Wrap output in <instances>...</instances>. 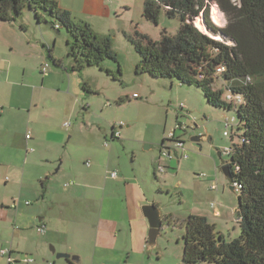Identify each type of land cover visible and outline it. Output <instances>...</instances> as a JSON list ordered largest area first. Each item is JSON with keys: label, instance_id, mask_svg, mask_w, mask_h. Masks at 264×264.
<instances>
[{"label": "rangeland", "instance_id": "374dc122", "mask_svg": "<svg viewBox=\"0 0 264 264\" xmlns=\"http://www.w3.org/2000/svg\"><path fill=\"white\" fill-rule=\"evenodd\" d=\"M144 2L145 0H131V14H128L135 20L133 29L136 28L154 41L161 38L163 31L171 36L178 33L181 25L178 18L170 19L163 13L158 25L143 19ZM27 13L28 11L16 24L19 31L20 23L27 21ZM210 15L215 26L220 28L226 25V15L217 3L211 4ZM125 16L127 15L124 14ZM215 16L220 23L215 22ZM28 24L29 31H22L24 35L20 32L15 35L7 30L0 31V106L4 107V113L0 116V161L5 159L9 164H19L21 179L24 175L23 181L19 180L18 173L17 181L10 180L11 185L15 184V190H11L8 196L18 198L23 193V201L29 200L36 205L32 194L37 196L40 193V180L45 182V174L57 170L61 163L59 160L51 169L52 166L42 159V154L48 153L51 156L59 148V153L66 158L65 167L72 165L74 168L86 169V162L93 161L88 156L89 153L96 151L98 163H93L92 166L104 164L106 167L112 162L111 166L117 167L115 163L120 160L126 169L130 170L131 166L136 170L141 168L142 178L146 177L143 172L151 166V170L148 168L145 190L149 200L163 214L161 235L155 249L135 251L130 255L129 264H183L185 229L181 222L190 215L206 217L226 242L239 238L241 228L237 210L240 191L224 171V167L231 161L229 149L241 141L242 133L237 126L227 127L225 123L226 119H236V111L209 106L204 94L196 88H180L174 80L156 79L147 74L138 75L135 65L140 61V56L122 33L116 37V33L112 31L109 35L112 48L118 55L122 75H118L119 64L110 60L102 63V67L113 71L119 79L98 67L74 73L76 83H86L92 90L89 93L84 91L83 86L79 87L78 113L74 119L67 118L65 122L70 126L65 128L58 115L51 119L31 109L32 94L39 87L34 79L42 77L32 75L30 68L37 63V57L41 53L48 55V63L54 67L49 57V48H52L54 39L55 56H65L67 61L66 32L61 30L59 33L46 24L38 25L34 19ZM123 24L124 21L120 26H124ZM197 24L201 26V20ZM44 31L47 37H43ZM9 64L14 67L10 74L6 72ZM21 66L27 68L25 76L22 75ZM21 83L25 85L21 86ZM220 86L221 81H218L217 87ZM134 94L139 98H134ZM122 99L123 103L119 104ZM47 103L56 108L55 101L48 95ZM109 103H112L113 109L105 107ZM87 104L93 105L89 109ZM181 106L184 108L181 109ZM83 119L89 121L90 128L81 126ZM102 123L104 126L100 125ZM121 123L123 126L119 127ZM76 124L81 133L71 139L68 131ZM178 124H182L185 130L178 129ZM113 127L115 132L122 134V142L114 144L118 145L115 150L110 147V137L107 138L109 146L106 147L104 143V129L109 134ZM27 133L33 137L30 145L34 148L33 151L27 148ZM96 136L100 137L102 148L96 146L88 150ZM165 139L183 143V147L176 151V143L167 142L172 148L171 159L165 155L166 149L161 146ZM111 153L114 156L110 160ZM61 175L54 176V180L60 182ZM7 176L11 179V175L7 174L4 180ZM0 188L5 189L4 181L0 180ZM118 197L120 200L117 199V202H123L124 197ZM50 246L56 249L54 244ZM60 261H64L63 258Z\"/></svg>", "mask_w": 264, "mask_h": 264}, {"label": "trees", "instance_id": "16d2710c", "mask_svg": "<svg viewBox=\"0 0 264 264\" xmlns=\"http://www.w3.org/2000/svg\"><path fill=\"white\" fill-rule=\"evenodd\" d=\"M212 3L226 15L224 27L212 23ZM26 11L38 25H49L59 33L65 30L71 72L98 67L120 78L122 69L110 35L100 36L89 24L76 22L55 0H0V23L15 25ZM163 13L180 20L176 35L163 31L154 41L136 29L123 32L140 56L135 72L196 88L209 106L235 110L231 127L237 126L242 133L240 143L229 149L231 161L226 165L231 170L228 177L240 191L241 235L226 242L206 217L190 215L181 222L185 229L183 264H264V0L145 1V20L158 25ZM25 29L22 25L21 30ZM51 53L49 49V57L60 66L61 61ZM108 60L119 64L118 75L102 67ZM83 89L90 92L86 84ZM227 94L242 102L228 100Z\"/></svg>", "mask_w": 264, "mask_h": 264}, {"label": "crops", "instance_id": "0c3cea01", "mask_svg": "<svg viewBox=\"0 0 264 264\" xmlns=\"http://www.w3.org/2000/svg\"><path fill=\"white\" fill-rule=\"evenodd\" d=\"M55 1L58 2L61 9L70 13L76 22L89 24L101 36H109L114 31L116 37L122 33L125 38L123 32L136 29H133L135 20L129 15L131 14L129 12L131 0ZM124 14L127 16L124 17ZM27 21L20 23V27L25 26V30L19 31V26L16 24L0 23V31L7 30L15 35L20 32L24 35L25 33L22 31L27 33L30 28L28 24L32 21L30 15L27 16ZM122 21H124V26H120ZM11 29L13 30L10 31ZM20 33H18L19 36H21ZM42 35L47 37L45 31ZM55 41L54 39L52 48L49 49H52V57L56 61H61V64L56 66L51 59L54 67L50 66V72L45 75L42 73V66L45 62H49L48 55L44 53L38 55L37 63L30 68V72L32 75L42 78L37 80L35 77L34 79L39 87L32 94L30 106H32V110L40 112L42 116L45 114L51 119L58 115L64 122V127L69 128L65 125V121L67 118L74 119L78 113L80 105L78 91L79 87L83 85L74 81V72L68 69L70 61H65V56H55L53 49ZM8 67L6 72L10 74L14 67L12 64H9ZM21 67L22 75L25 76L27 68ZM23 83L21 86L25 85ZM87 87L91 93V86L87 85ZM47 95L55 101V109L54 106H49L47 103ZM92 105L87 104V107L90 109ZM105 107L113 109L112 103ZM2 109L0 116L4 113V107ZM100 125L104 126V123ZM81 126L90 128L89 121L86 122L83 119ZM91 128L93 129L94 126ZM104 131L106 138L104 143L110 137V147L115 150L118 145L114 146V144L122 140L121 132L120 137L115 138V127L109 134L105 129ZM68 132L72 139L81 133V130L76 124ZM27 135L30 134H26L27 148L33 151L34 148L30 147L33 137L31 136L28 140ZM96 146L102 148L101 139L98 136L91 141L88 150L94 149ZM161 146L169 153L172 150L167 142L162 143ZM53 152H51L53 153L51 156L48 153L42 154V159L52 166L51 169L59 160L61 163L57 170L45 174V182L40 180V193L37 196L32 194L35 197L36 205H33V202L29 200L23 201V193H20L18 198L8 196L11 190H15V184L11 185L10 180L17 181L19 176V180L23 181L24 175L21 179L19 164L14 162L9 164L5 159L0 161V180L5 183V189L0 188V264H75L69 259L63 258L64 261H60V258L51 252V244L56 246V253L79 257V264H129L132 253L147 249L150 226L142 207L153 203L149 200L145 190L148 184V168L151 170V166L149 165L143 172L146 177L142 178L141 168L136 170L134 166H131L130 170L126 169L120 160L115 163L117 167L111 166L112 162L108 163L106 167L104 164L92 166L93 163H98L99 156L96 151L89 153L88 156L93 161L86 162V164L90 163L86 169L74 168L72 165L65 167L66 158L59 153V148ZM113 156L111 153L109 159H113ZM19 158L21 159V157ZM116 170L119 177L113 179L110 172ZM7 174L11 175V179L7 176L4 180V176ZM58 174H62L60 182L54 180V176L56 177ZM61 183L63 186H60ZM118 195L124 197L123 202H117L120 200ZM41 228H45L44 233L40 231ZM3 249H11V261L7 256L1 255ZM28 257L33 258L34 261L26 262L25 259Z\"/></svg>", "mask_w": 264, "mask_h": 264}, {"label": "water", "instance_id": "95a60500", "mask_svg": "<svg viewBox=\"0 0 264 264\" xmlns=\"http://www.w3.org/2000/svg\"><path fill=\"white\" fill-rule=\"evenodd\" d=\"M176 149L177 148L174 147V150ZM224 171L228 176L231 170L226 166L224 167ZM232 189L234 190V187H232ZM142 211L144 213V216L148 219L150 226L148 232L147 249L152 250L157 247L158 238L161 235V228L163 225V214L160 208L155 204L145 205L142 208ZM51 249H52V253L56 254L57 258L69 259L72 263L79 264V260H80L79 257L72 256L66 253H56L55 247H52Z\"/></svg>", "mask_w": 264, "mask_h": 264}, {"label": "built area", "instance_id": "2783aa9c", "mask_svg": "<svg viewBox=\"0 0 264 264\" xmlns=\"http://www.w3.org/2000/svg\"><path fill=\"white\" fill-rule=\"evenodd\" d=\"M50 72V64L48 63V62H45L44 64H43V66H42V73L43 74H48ZM222 72V69H218V73H221ZM134 98H139V96L137 95V94H134V96H133ZM226 98L228 99V100H233V101H235L237 104H240L241 102H242V100H241V98L240 97H235V98H233L230 94H227L226 95ZM182 108H184V106H181ZM181 108V109H182ZM2 107H0V114L2 113ZM232 121H233V119H226L225 120V123H226V126L227 127H230L231 126V124H232ZM66 126L67 127H69L70 126V124H66ZM123 126V124L121 123V124H119V127H122ZM178 129H184V127L182 126V124H178ZM173 135V137H175L176 138V136H175V133H173L172 134ZM120 136V133L119 132H115L114 133V137L115 138H118ZM226 136H229L228 135V133H226ZM31 138V136L30 135H27V139L29 140ZM173 140V139H172ZM174 141H176V140H174ZM105 145L106 146H109V142L108 141H106L105 142ZM177 149H179V148H182L183 147V143L181 142V141H177L176 142V144L174 145ZM166 151V150H165ZM165 155L166 156H169L170 157V153L169 152H165ZM88 165L90 164L89 162L87 163ZM110 176L113 178V179H117L118 178V176H119V173H118V171H112V172H110ZM235 186H237V184H235ZM27 204H29V203H27ZM212 206H214L213 204H212ZM217 215H219V213H217ZM40 231L42 232V233H44L45 232V228H41L40 229ZM11 253H12V251H11V249H3L2 251H1V255L2 256H4V257H8V260L9 261H11ZM25 261L26 262H33L34 261V259L33 258H31V257H28V258H26L25 259Z\"/></svg>", "mask_w": 264, "mask_h": 264}, {"label": "bare ground", "instance_id": "6f19581e", "mask_svg": "<svg viewBox=\"0 0 264 264\" xmlns=\"http://www.w3.org/2000/svg\"><path fill=\"white\" fill-rule=\"evenodd\" d=\"M215 22L220 23V21L218 20V18L216 16H215Z\"/></svg>", "mask_w": 264, "mask_h": 264}]
</instances>
